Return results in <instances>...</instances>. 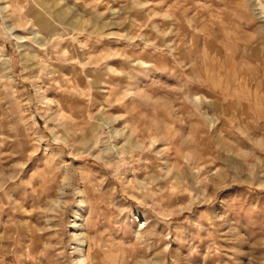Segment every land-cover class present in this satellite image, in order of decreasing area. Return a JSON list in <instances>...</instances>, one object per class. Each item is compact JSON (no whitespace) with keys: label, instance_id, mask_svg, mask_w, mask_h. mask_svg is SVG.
<instances>
[{"label":"rangeland","instance_id":"obj_1","mask_svg":"<svg viewBox=\"0 0 264 264\" xmlns=\"http://www.w3.org/2000/svg\"><path fill=\"white\" fill-rule=\"evenodd\" d=\"M0 264H264V0H0Z\"/></svg>","mask_w":264,"mask_h":264},{"label":"bare ground","instance_id":"obj_2","mask_svg":"<svg viewBox=\"0 0 264 264\" xmlns=\"http://www.w3.org/2000/svg\"><path fill=\"white\" fill-rule=\"evenodd\" d=\"M75 229H76V231H79L80 232L79 234H77V238L79 240V243L80 242H83L84 241V235H83V232H82L81 225L75 226Z\"/></svg>","mask_w":264,"mask_h":264}]
</instances>
